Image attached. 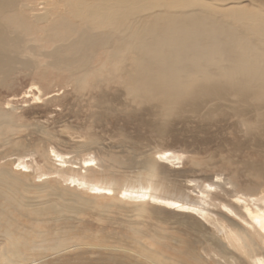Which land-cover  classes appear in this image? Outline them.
I'll use <instances>...</instances> for the list:
<instances>
[{
    "label": "rangeland",
    "instance_id": "rangeland-1",
    "mask_svg": "<svg viewBox=\"0 0 264 264\" xmlns=\"http://www.w3.org/2000/svg\"><path fill=\"white\" fill-rule=\"evenodd\" d=\"M21 1L34 9L23 11L37 53L25 50L32 66L0 80V264H253L251 250L264 257L251 231L249 249L215 227L242 230L217 204L231 196L255 195L264 207V100L242 111L227 96L179 111L128 96L102 50L87 72L50 65L39 52L56 42L32 13L43 2L62 14L63 1ZM214 2L264 10V0ZM71 176L110 191L72 186ZM205 184L213 190L201 198ZM123 189L199 205L210 222Z\"/></svg>",
    "mask_w": 264,
    "mask_h": 264
},
{
    "label": "bare ground",
    "instance_id": "bare-ground-1",
    "mask_svg": "<svg viewBox=\"0 0 264 264\" xmlns=\"http://www.w3.org/2000/svg\"><path fill=\"white\" fill-rule=\"evenodd\" d=\"M62 1V14H55L43 2L38 3L39 11L32 13L35 21L48 22L56 42L51 51L39 52L50 65L87 72L92 57L102 50L109 70H118L128 96L179 111L227 96L243 109L248 103L264 100L262 8L228 6L214 0ZM23 8L34 10L32 4L21 0H0V80L11 70L32 66L25 50L37 53L26 38L29 20ZM159 155L168 160V152ZM68 180L92 193L110 191L84 177ZM212 190L205 184L201 198ZM121 194L177 208L210 222L211 215L199 205L157 197L146 190L123 189ZM254 199L255 195L236 194L227 204L217 203L241 223L242 230L223 225L216 229L240 248H251L250 231L264 248V207L256 205ZM250 253L253 264H264V257L253 250Z\"/></svg>",
    "mask_w": 264,
    "mask_h": 264
}]
</instances>
